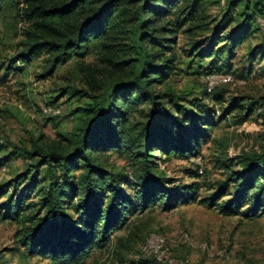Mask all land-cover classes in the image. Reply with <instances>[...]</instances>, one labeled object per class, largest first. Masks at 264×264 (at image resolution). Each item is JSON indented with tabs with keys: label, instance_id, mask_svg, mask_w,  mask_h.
I'll return each instance as SVG.
<instances>
[{
	"label": "trees",
	"instance_id": "trees-1",
	"mask_svg": "<svg viewBox=\"0 0 264 264\" xmlns=\"http://www.w3.org/2000/svg\"><path fill=\"white\" fill-rule=\"evenodd\" d=\"M22 4L27 27L21 50L13 58L29 62L46 54L41 76L76 59L96 94L68 87L65 93L88 96L91 102L78 108V123L66 136L46 141L39 135L22 149L25 158L34 160L33 167H44L49 182L32 201L31 192L39 183L35 172L29 183L0 204V221L18 226L12 250L23 248L26 257L41 256L48 264H84L137 211L156 204L168 211L196 201L194 183L165 185L153 155L159 152L166 159L193 155L200 137H206L202 112L179 105L168 82L179 64L174 50L177 34L198 31L201 37L188 52L200 60L210 58V65L224 50L230 58L254 29L255 16L264 13V0H224L221 17L210 24L200 17L201 0H22ZM89 54L97 61L94 67L83 61ZM98 74L108 75L112 84L105 86L109 82L98 80ZM119 149L128 152L135 171L132 195L121 191L118 174L96 162L100 153ZM235 160L238 170L221 163L225 178L198 202L222 215L257 214L264 207V147Z\"/></svg>",
	"mask_w": 264,
	"mask_h": 264
},
{
	"label": "rangeland",
	"instance_id": "rangeland-1",
	"mask_svg": "<svg viewBox=\"0 0 264 264\" xmlns=\"http://www.w3.org/2000/svg\"><path fill=\"white\" fill-rule=\"evenodd\" d=\"M201 1L203 21L210 24L221 17L224 0ZM1 4L0 190L5 195L0 197V204L14 189L19 191L29 183L35 172L39 183L31 192V200L37 201L49 179L44 167H33L34 160L25 158L22 149L29 148L39 135L46 141L61 139L78 123V108L91 98L70 96L65 93L68 87L96 93L90 91L76 59L61 64L49 76H41L47 65L46 54L29 62L14 59L27 27L21 15L23 4L22 0H4ZM253 27L230 58L224 50L211 65L210 58L200 60L188 52L191 43L201 37L198 31L177 34L174 50L179 64L168 82L179 105L202 112L201 122L206 124L201 127L206 137H200L193 155L169 159L159 152L153 155L165 185L194 183L197 199L168 211L157 204L137 211L112 233L107 246L94 249L84 264H264V207L257 214L227 216L198 202L225 178L221 163H231L230 169L237 171L235 157L264 147V13L255 16ZM83 61L93 67L97 62L93 54ZM209 72L215 75V82L211 91L205 92ZM105 76L98 74L97 79L112 80ZM49 103L60 106V112L44 115L42 108ZM96 157L107 171L119 175L121 191L132 195L136 179L128 152L119 149ZM17 229L16 222L0 221V264H48L41 256L26 257L23 248L12 250Z\"/></svg>",
	"mask_w": 264,
	"mask_h": 264
},
{
	"label": "built area",
	"instance_id": "built-area-1",
	"mask_svg": "<svg viewBox=\"0 0 264 264\" xmlns=\"http://www.w3.org/2000/svg\"><path fill=\"white\" fill-rule=\"evenodd\" d=\"M207 91H211L212 87H213V83L215 82V75H210V76H207ZM60 112V106H51V105H45L43 108H42V113L44 115H55V114H58ZM1 120V118H0Z\"/></svg>",
	"mask_w": 264,
	"mask_h": 264
}]
</instances>
